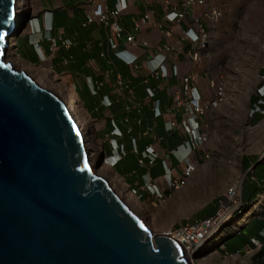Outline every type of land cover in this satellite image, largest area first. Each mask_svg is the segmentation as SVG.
<instances>
[{
	"label": "water",
	"instance_id": "obj_1",
	"mask_svg": "<svg viewBox=\"0 0 264 264\" xmlns=\"http://www.w3.org/2000/svg\"><path fill=\"white\" fill-rule=\"evenodd\" d=\"M14 1L0 0V264H190L94 173L65 102L5 61Z\"/></svg>",
	"mask_w": 264,
	"mask_h": 264
},
{
	"label": "crops",
	"instance_id": "obj_2",
	"mask_svg": "<svg viewBox=\"0 0 264 264\" xmlns=\"http://www.w3.org/2000/svg\"><path fill=\"white\" fill-rule=\"evenodd\" d=\"M164 1L128 0L127 9L119 17L120 24L124 29V37L120 41L119 49L137 57L139 70H135L126 64L123 57L116 56V51L109 49L107 37L110 30L108 27L100 24L96 19H93L92 22L87 21L91 11L99 2L105 4L107 8L113 9L116 0H32L31 7L29 4L32 13L28 21L29 31L25 34L26 41L21 51L17 39L15 40V53L18 59L31 65L46 62L56 75H62L61 78H64L74 90L76 98L81 101L83 110L90 117L85 108V102L80 98L77 91V88L81 86L88 99H93L99 111L101 110L103 114L101 126H108L112 129L111 124L114 120L121 129H124L126 125L123 119L126 116H129L131 124H135L138 114L135 110L128 114L126 106H133L136 102L143 101L144 105L139 115L145 119V124L154 128L158 136L162 135L166 138L164 145H169L173 149L171 154L173 164L179 166L185 153H189L190 158L195 159L194 153L181 145L176 135H168L166 117L153 118V106L156 100H160L162 108L171 103V93L179 90L180 78L174 76L173 73L171 74L172 65L166 63L170 75L164 78L161 84L152 78H149V83L146 84L143 79L145 76L149 77L150 71L160 60L159 57L150 55L151 52L167 42L163 36L167 27L164 19H162ZM148 10L152 12L150 20L145 23L142 22L140 28L136 30L134 22L139 20L143 13ZM202 10L201 7H197L196 15L200 14ZM192 16L188 12L184 20L176 25L175 33L171 38L173 43H176L178 34L182 29H187L193 24L194 18ZM158 23H164V28L159 27ZM127 35H133L137 41L145 40L149 42L151 47L125 46ZM52 40L57 43L55 48L52 45ZM179 60L181 62L178 66L179 75L190 70H197V68H191L186 64V59L182 55L179 56ZM198 72L200 73L198 82L203 89L200 80H204L206 84L209 78L201 71L198 70ZM119 76L130 81L134 89L132 96L126 97L125 94L124 98L123 96L119 97L116 86V78ZM99 82H103L100 87H98ZM148 86H159L155 91V97L152 99L146 94ZM109 103H111L110 106ZM256 117L259 119L264 116L259 114ZM138 131H140L139 128L135 127V132L138 133ZM121 138L123 139L124 136ZM126 143L128 145L129 139ZM148 144H153L150 137H140L141 149ZM109 154L111 152L105 155L108 156ZM136 158V155L132 153L125 155L114 167V170L125 179L129 186L141 190L148 184V172L146 168L139 166ZM255 158L253 155L243 154L239 164L240 170L244 172L245 176L241 196L247 207L246 214L242 219L229 226L223 239L205 253L202 259L200 258L199 264H264V159L260 161V158ZM157 162L160 168L159 173L155 174L154 172L152 174L150 171L149 175L162 188L165 187V180L162 178L164 171L160 160ZM246 179H253L251 181L255 183L256 188V192L252 193L250 201H246L244 196ZM142 193L145 194L143 191ZM216 207L208 216L214 214ZM191 222L195 221L188 218L181 225ZM251 238L259 240L260 246L256 247L251 244ZM247 245L252 248V252L245 253L243 251Z\"/></svg>",
	"mask_w": 264,
	"mask_h": 264
},
{
	"label": "built area",
	"instance_id": "obj_3",
	"mask_svg": "<svg viewBox=\"0 0 264 264\" xmlns=\"http://www.w3.org/2000/svg\"><path fill=\"white\" fill-rule=\"evenodd\" d=\"M95 1V0H92ZM211 0H165L164 12L162 19L167 24L163 36L167 42L161 47L155 48L150 55L159 57V61L150 75L145 76L144 83H149V78L154 79L161 84L164 78L170 75L166 63L172 65L171 74L179 76L180 87L171 93V103L162 108L160 100L154 101L153 118L166 117L168 127L166 131L169 136L176 135L180 144L185 146L188 151L194 153V158H190L189 153L182 156L181 165L174 166L170 146H165L164 136H158L154 128L145 124V119L139 114L143 108V101L136 102L133 106L127 105L126 112L129 114L131 111H136L138 117L135 124H131L129 116L124 120L125 133L129 136L131 143V152L137 156L139 166L146 168L148 176V184L146 188L154 202H162L164 192L167 190L177 191L185 186L190 177L196 170L198 160L207 159L208 154L204 151L203 146L207 141L206 125L204 123L205 115L208 111L219 107L221 103L226 100L225 86L221 82H216L212 79L208 80L207 90L201 88L199 85L200 73L196 71H187L179 75L178 66L181 64L179 56L182 55L186 61L185 63L191 68H198L204 63L203 56L209 55V44L211 41V33L209 25L216 24L222 14L220 8L210 5ZM128 0H116L113 9L107 8L105 4L99 2L91 11L90 16L87 18L88 22L93 19L99 21L100 24L109 28L110 33L107 37L108 47L116 51V56H121L126 60V64L139 70L137 57L129 54L125 50H120V41L124 37V29L120 24L119 17L124 10L128 7ZM197 7L203 10L200 14L196 15ZM190 12L193 16L192 25L187 29H182L178 34L176 43H173L171 38L175 33V27L178 23L184 20L187 13ZM152 12L145 11L142 17L134 22V27L138 30L141 23L150 20ZM164 23H158L159 27L164 28ZM52 45L55 48L57 43L52 40ZM124 45H140L143 47H151L149 42L137 41L133 35L125 37ZM104 55V54H102ZM260 76L259 87L256 89V102L250 109V115H264V68ZM116 86L118 88L119 97H130L134 94V89L129 80L116 78ZM103 85V82L98 83V87ZM159 88L148 86L146 88L147 96L152 99L155 97V91ZM79 101V99H78ZM81 102V101H79ZM109 106L111 103L108 104ZM77 125V123H76ZM78 127V125H77ZM135 127H138L137 136H135ZM111 138V154L105 157L107 163L111 164L114 168L121 159L127 155L126 149L123 145L119 144L118 139L123 136V131L117 123L112 120V129L110 132ZM148 136L153 140V144L145 146L144 150H139L140 137ZM163 149L162 151L160 149ZM161 151V152H160ZM160 160L163 168L162 178L165 180V187L160 188L156 180L150 177L149 173L151 168ZM120 179H123L120 177ZM125 180V179H124ZM126 185V183H125ZM242 186L243 179H237L230 186H228L220 195V200L217 204L216 210L213 215L202 218L201 220L186 223L176 228H170L163 231L171 238L175 239L184 252H187L192 264H198L201 256L206 250L213 246L216 242L223 239L224 234L229 226L238 220L242 219L246 214V205L242 200ZM139 189L126 185L123 194L127 197L138 195ZM210 239L208 242L207 240ZM251 244L260 246L259 240L256 238L250 239ZM245 253L252 252V248L247 245L243 248Z\"/></svg>",
	"mask_w": 264,
	"mask_h": 264
},
{
	"label": "rangeland",
	"instance_id": "obj_4",
	"mask_svg": "<svg viewBox=\"0 0 264 264\" xmlns=\"http://www.w3.org/2000/svg\"><path fill=\"white\" fill-rule=\"evenodd\" d=\"M27 2L31 7L32 0ZM210 5L220 8L222 14L216 24L209 25L212 38L209 55L203 56L204 63L197 70L206 74L207 78L223 83L227 98L219 107L205 115L208 138L203 149L209 158L198 160L196 170L188 183L177 191L166 189L162 202H154L146 188L139 190L135 198L138 206H135L134 211L143 217L154 234H163V231L176 228L188 218L198 221L212 214L222 192L237 179H243L244 182V172L239 167L242 155H253L255 159L260 158V161L264 159V117L258 119L250 115L260 83L259 75L264 68V0H211ZM30 7L19 22L18 31L11 37L10 48L5 57L7 62L21 64L20 68L16 67L18 71L25 66L27 69L40 66L49 68L46 62L39 65L23 62L15 53V40L17 39L21 51L26 41L25 34L29 31V23L25 20L32 13ZM49 69L58 81L62 79V75H56L51 67ZM200 84L206 91L208 80L206 84L204 80H200ZM51 90L55 92V89ZM77 91L92 119L83 110L88 121V146L98 149V162L102 148L105 154L111 152V128L101 126L103 114L96 102L88 99L81 86ZM119 141L126 143L127 139L121 138ZM126 148V153L131 155L129 145ZM129 159L132 160L131 157ZM110 170L116 179L128 185L124 179H120L114 168L110 167ZM158 170L160 168L156 162L151 172L157 174ZM251 180L253 179L245 181L246 201H250L252 193L256 192L255 183ZM121 195L123 197V191Z\"/></svg>",
	"mask_w": 264,
	"mask_h": 264
},
{
	"label": "bare ground",
	"instance_id": "obj_5",
	"mask_svg": "<svg viewBox=\"0 0 264 264\" xmlns=\"http://www.w3.org/2000/svg\"><path fill=\"white\" fill-rule=\"evenodd\" d=\"M14 3H15V17H14L15 28L13 29L12 33L8 36L7 42L9 44H10L11 37L18 31V26L20 24L19 22L23 18L26 10L29 9V3L27 2V0H15ZM6 54H7V51H6ZM7 63H10L11 66L16 70H18V68L16 67L20 68V65H21L20 63H17V62H7ZM22 69L27 74L29 73L28 75L30 76V78L34 82H36L39 86H42L44 89H47L48 91L54 93L59 99L61 98V100L65 102V104L68 107L71 118L78 125V129L80 131L81 137L83 138L82 141L84 142V149L86 152L87 160H89L94 173L98 177L106 180L109 186L112 188V190L120 197L122 191L125 190L126 185L123 182H121L122 180L120 181L116 179L114 175L110 173L111 164L105 162L104 164H102L101 167L97 168L98 162L96 158L98 156V149L92 148V147L90 148L88 146V144L90 143V142L88 143V140H87L88 121L86 120L85 113L81 107L80 102L76 98L74 90L71 88V86L68 85V82L64 78L59 79L58 81L55 75L52 73V71L49 68H43L40 66L39 68H36V69L35 68L27 69L25 66V68L23 67ZM51 89H55V92H53ZM120 199H123L124 202L129 206L130 210L136 213L134 211L135 210L134 208L135 206H138V205H137V201L134 198V196H131L129 194L126 197L123 194V197L121 195ZM141 219H143V217ZM217 243L218 242H216L214 245H216ZM183 256L188 258L189 263L192 264V262L190 261L189 254H187V252L183 251Z\"/></svg>",
	"mask_w": 264,
	"mask_h": 264
},
{
	"label": "trees",
	"instance_id": "obj_6",
	"mask_svg": "<svg viewBox=\"0 0 264 264\" xmlns=\"http://www.w3.org/2000/svg\"><path fill=\"white\" fill-rule=\"evenodd\" d=\"M255 102H256V99H255ZM255 104V103H254ZM255 117V116H254ZM112 125V124H111ZM122 131H123V136H124V138L126 139H129V136L125 133V129H122ZM135 136H137V132H135ZM160 136H162V135H160ZM118 142H119V144L121 145H123V147L125 148V149H127L126 148V145H127V143H124V142H120L119 140H118ZM128 145H129V151H130V153H132L131 152V143H130V139H129V143H128ZM139 147V150H140V152L142 151V150H144V148L143 149H141L140 148V145L138 146ZM133 154V153H132ZM135 155V154H134ZM137 157V156H136ZM137 159V158H136ZM137 162H138V159H137ZM116 171V170H115ZM116 173H117V171H116ZM118 174V173H117Z\"/></svg>",
	"mask_w": 264,
	"mask_h": 264
},
{
	"label": "snow or ice",
	"instance_id": "obj_7",
	"mask_svg": "<svg viewBox=\"0 0 264 264\" xmlns=\"http://www.w3.org/2000/svg\"><path fill=\"white\" fill-rule=\"evenodd\" d=\"M0 38H2V37H0ZM141 227H143V225H141Z\"/></svg>",
	"mask_w": 264,
	"mask_h": 264
}]
</instances>
